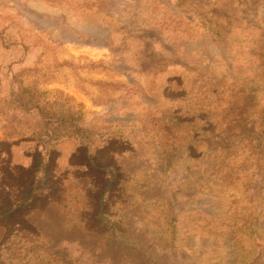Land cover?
Masks as SVG:
<instances>
[{
	"label": "rangeland",
	"instance_id": "obj_1",
	"mask_svg": "<svg viewBox=\"0 0 264 264\" xmlns=\"http://www.w3.org/2000/svg\"><path fill=\"white\" fill-rule=\"evenodd\" d=\"M0 264H264V0H0Z\"/></svg>",
	"mask_w": 264,
	"mask_h": 264
},
{
	"label": "trees",
	"instance_id": "obj_2",
	"mask_svg": "<svg viewBox=\"0 0 264 264\" xmlns=\"http://www.w3.org/2000/svg\"><path fill=\"white\" fill-rule=\"evenodd\" d=\"M37 170V169H36ZM38 186L34 187L32 186L30 189H29V193L33 194L36 190H37ZM30 194V195H31Z\"/></svg>",
	"mask_w": 264,
	"mask_h": 264
},
{
	"label": "crops",
	"instance_id": "obj_3",
	"mask_svg": "<svg viewBox=\"0 0 264 264\" xmlns=\"http://www.w3.org/2000/svg\"><path fill=\"white\" fill-rule=\"evenodd\" d=\"M12 26V25H11Z\"/></svg>",
	"mask_w": 264,
	"mask_h": 264
}]
</instances>
